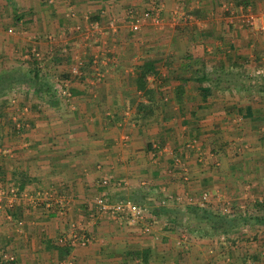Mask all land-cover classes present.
Returning a JSON list of instances; mask_svg holds the SVG:
<instances>
[{
    "label": "crops",
    "instance_id": "0c3cea01",
    "mask_svg": "<svg viewBox=\"0 0 264 264\" xmlns=\"http://www.w3.org/2000/svg\"><path fill=\"white\" fill-rule=\"evenodd\" d=\"M156 8L162 26L134 32L130 12ZM32 56L58 99L22 83L0 89V257L145 264L130 253L149 251L150 264H264L263 224L213 235L191 223L186 200H167L209 193L205 209L217 214L264 215V87L192 84L179 102L174 82L157 81L165 100L139 118L135 86L146 58L166 79L203 63L211 72V59L264 76V0H0V80L25 71ZM76 67L87 71L72 74ZM19 173L29 179L23 190L11 181ZM98 196L148 206L150 215L121 223L98 211ZM65 244L73 250L60 260L54 246Z\"/></svg>",
    "mask_w": 264,
    "mask_h": 264
},
{
    "label": "trees",
    "instance_id": "16d2710c",
    "mask_svg": "<svg viewBox=\"0 0 264 264\" xmlns=\"http://www.w3.org/2000/svg\"><path fill=\"white\" fill-rule=\"evenodd\" d=\"M28 66H26L25 71L20 73H6L3 78L0 80V89L2 88H11L13 85H17L19 83L24 84L27 87H33L35 95L37 97H42L45 100H48L52 104H57L56 101L58 99L57 92L54 89V85L51 84L49 81H46V78H43L42 75V68L40 60L36 59V57L32 56V59L29 60ZM157 60L152 58H146L143 60V63L138 67L139 76L135 80V86L138 91L141 92L142 97H139L141 101L138 105V113L137 117L143 118L145 114H148L152 107L158 105L161 100H165L161 93L156 90L154 87L157 81L164 82V84H172L175 83V88L172 91L173 96L179 102H182L183 99L186 97V88L188 85H203L207 84L211 87V90H218L222 92L223 90H229L232 86H239V87H264V76H259L256 74L255 70L254 73H248L251 69L245 63H238V64H229V61H222V60H215L211 59L210 63L213 67V70L209 72L207 70V66L203 63L202 68L193 72L190 77H174L171 78H163L159 70L156 67ZM236 69V73H233V69ZM84 73L87 71L86 68L81 67ZM154 79V81H152ZM155 82V83H153ZM1 89V90H2ZM222 90V91H221ZM172 93H168L171 95ZM172 96V95H171ZM142 100H146L147 103H142ZM150 117V116H149ZM15 129L18 130L17 126ZM22 129V126L19 128ZM15 178H12L11 181L14 182L15 185L20 187V190L25 189L27 182L29 179L24 176L22 173L14 175ZM18 176H20L18 178ZM189 214L192 215L191 223L195 226L197 225L199 228L201 224H206L208 228L211 230L212 234H222L223 236H229L230 232L238 227H243L248 224H263L264 225V215L263 216H244L239 215L236 218H230L227 215H222L220 213L217 214L210 209L200 208L198 206H190L189 207ZM189 224V223H187ZM196 227H192L194 229ZM191 231H195L192 230ZM54 249L58 252V257L60 260L66 259L73 250V246L70 244H65L63 246L55 247ZM132 256V260L136 261L138 259H142L143 263L150 264L151 260V252H138L134 251L130 253ZM3 257V256H2ZM0 257V264H9L8 261Z\"/></svg>",
    "mask_w": 264,
    "mask_h": 264
},
{
    "label": "built area",
    "instance_id": "2783aa9c",
    "mask_svg": "<svg viewBox=\"0 0 264 264\" xmlns=\"http://www.w3.org/2000/svg\"><path fill=\"white\" fill-rule=\"evenodd\" d=\"M182 11H176L174 14V18L176 19L177 17H181ZM130 16L133 18V23H132V30L134 32H137L140 30V27L143 24H147V22L155 27H161L164 21L162 10L159 8L153 9V10H147L144 12H137V11H132L130 12ZM184 16V15H183ZM187 21H194V17L187 15L185 16ZM95 27L97 28L98 25L95 24ZM80 28L77 29L79 31ZM74 72L76 74H80V68L76 67ZM257 75L261 76L263 74V71H257ZM64 95H68L67 92H63ZM17 128H20V125L17 126ZM2 150H0V155L2 154ZM103 184H108L109 180L105 179L102 182ZM214 197V196H213ZM216 199H221L222 197L220 195H217L215 197ZM210 199H212V194L205 193L202 195V197L196 201L195 199L189 197L186 199H183V197H174V196H169L168 201H176V202H182V201H187L189 205H195L200 208H205L208 202H210ZM95 205L98 209V211L101 214L105 215H110L113 219L122 222H126L129 225L135 226L138 225L139 223L145 221L147 217L150 215V208L148 206H141V205H136L133 201L131 200H119L116 202H110L109 199H107L105 196H98L95 199ZM144 231L146 233L151 232V227L147 226L144 228ZM78 233V232H77ZM74 238L78 240V235H74ZM75 240V241H77ZM80 240V239H79ZM85 241H78L79 243L81 242L82 244L86 245L87 243V238H84ZM13 260V258H10Z\"/></svg>",
    "mask_w": 264,
    "mask_h": 264
},
{
    "label": "rangeland",
    "instance_id": "374dc122",
    "mask_svg": "<svg viewBox=\"0 0 264 264\" xmlns=\"http://www.w3.org/2000/svg\"><path fill=\"white\" fill-rule=\"evenodd\" d=\"M74 66H75V65H74ZM260 66H262V65H260ZM260 66L258 65L257 67L259 68ZM70 69H71V68H70ZM72 72H73L72 74L75 73V72H74V69H72ZM256 72H257V71H256ZM56 81H57V82H59V81L61 82V81H67V80L61 79V80H56ZM15 97H16V96H15ZM17 101L19 102V98H18V96H17ZM28 109H30V108H28ZM83 220H84V219H82V220H80V219L78 220V219H77V222L80 223V222H82ZM83 222H84V221H83ZM179 226H180V224L175 225L174 228H173V229L175 230V232H174V236H175V237L173 236L172 239H173V241H175V243H177L178 240H182V238H183V237H182V231H181L180 229H178V228H181L182 226H180V227H179ZM176 232H177V234H176ZM227 253H228V252H227Z\"/></svg>",
    "mask_w": 264,
    "mask_h": 264
}]
</instances>
